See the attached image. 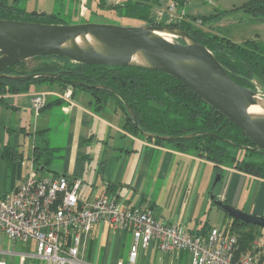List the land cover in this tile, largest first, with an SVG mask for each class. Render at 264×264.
I'll use <instances>...</instances> for the list:
<instances>
[{
    "label": "crops",
    "instance_id": "crops-1",
    "mask_svg": "<svg viewBox=\"0 0 264 264\" xmlns=\"http://www.w3.org/2000/svg\"><path fill=\"white\" fill-rule=\"evenodd\" d=\"M12 4L13 0H2ZM81 1V0H80ZM93 9V1L87 0ZM161 6L169 1L157 0ZM246 0H192L186 9L193 16L218 11L239 12ZM54 12V11H53ZM51 13V12H50ZM229 16V15H228ZM223 19V18H222ZM215 25L216 22L213 21ZM33 84L28 90L8 92L0 97V195L15 191L31 169L35 147L39 148L41 176L66 174L82 178V201L90 202L102 193L125 207L150 208L164 224L181 223L193 233H207L212 227L227 225L233 218L223 209L213 225L207 210L214 198L243 211L264 216V179L232 167H224L215 184L214 163L198 154L177 150L136 135L127 128V116L116 100L98 108L88 91ZM47 92V105L37 114L33 97ZM13 147L14 156L4 155ZM210 217V214L208 215ZM225 228V229H226ZM256 238L264 260V227H242ZM129 231L100 221L83 234L80 256L91 264H130L133 242ZM36 241L10 240L0 231V258L7 264H49L36 256ZM187 250L162 252L156 243L141 247L135 264H193Z\"/></svg>",
    "mask_w": 264,
    "mask_h": 264
},
{
    "label": "trees",
    "instance_id": "trees-1",
    "mask_svg": "<svg viewBox=\"0 0 264 264\" xmlns=\"http://www.w3.org/2000/svg\"><path fill=\"white\" fill-rule=\"evenodd\" d=\"M183 1L178 2V4H183ZM19 2L20 0H13L10 5L0 0V18L64 23L60 11L51 13L42 10L29 11L20 6ZM97 5L119 17L141 20L144 24H167L163 20H157L155 10L160 5L157 0H124L118 5H108L105 0H98ZM240 9L256 18L264 19V0H246ZM228 14L230 11L222 10L213 15L201 16V26L194 24L195 16H192L191 21L176 22L171 25L190 32L214 52L234 80L243 86L255 89V79L264 85V42L255 38L236 41L219 34L213 21L217 22ZM34 58L39 60L51 58L55 61L42 65L32 72L17 70L25 63L22 61L10 66L5 72L10 74L54 72L60 73L65 80L46 77L19 80L0 77V97L8 92L26 91L33 84L53 86L58 83L59 86L65 88L70 85L74 88L73 93L80 88L94 96L93 102L98 108L104 107L110 99L116 100L127 116L128 130L136 135L161 145H169L182 152L195 153L205 157L214 163L220 175L224 167H232L264 179V150L245 149L234 146L220 138H227L241 145H255L246 133L227 116L208 104L186 84L172 75L163 71L136 66L76 63L63 56L46 55ZM68 80L83 81L91 85H107L121 94L122 98L106 89H90L84 86L71 85L67 83ZM262 93L264 94V92ZM124 102L130 105L144 131L171 136H185L192 132H212L220 137L206 133L169 141L146 137L136 127ZM13 149V147L6 148L4 155L13 157ZM40 154L39 148L35 147L32 159L38 170L43 166H40ZM256 226L233 219L232 231L238 235L240 243L237 255L250 250L251 243L256 238L252 231H247L242 227L253 228ZM226 230L228 229L226 228Z\"/></svg>",
    "mask_w": 264,
    "mask_h": 264
},
{
    "label": "water",
    "instance_id": "water-1",
    "mask_svg": "<svg viewBox=\"0 0 264 264\" xmlns=\"http://www.w3.org/2000/svg\"><path fill=\"white\" fill-rule=\"evenodd\" d=\"M63 56L90 65L136 66L163 71L179 79L208 104L227 116L255 144L241 145L212 132L185 136L144 131L130 105L124 102L138 130L146 137L174 140L201 133L217 136L234 146L264 150V94L234 80L214 52L190 32L175 25H123L110 22L43 23L0 18V77L19 80L56 78L60 73L10 74V66L38 56ZM71 85L106 89L122 98L114 88L68 80ZM221 179L218 173L215 184ZM214 202L241 223L264 227V216L243 211L214 198Z\"/></svg>",
    "mask_w": 264,
    "mask_h": 264
},
{
    "label": "built area",
    "instance_id": "built-area-1",
    "mask_svg": "<svg viewBox=\"0 0 264 264\" xmlns=\"http://www.w3.org/2000/svg\"><path fill=\"white\" fill-rule=\"evenodd\" d=\"M123 1L105 0L108 5ZM190 1L184 0L181 5L177 1H169L166 6L160 4L155 10L157 20L165 19L166 25L191 21L193 15L186 9ZM90 10V3L81 0L79 14L85 16ZM193 22L201 26V16H195ZM47 96V92H40L33 97L37 114L46 106ZM63 96L70 99L72 90L66 89ZM82 183V178L66 174L43 177L32 161L21 185L9 194L0 195V231L13 241L34 239L36 256L49 264H91L80 256L82 238L100 221L132 233L130 264L136 263L140 248L152 242L162 252L189 251L193 264H264L257 249L237 255L238 235L224 228L193 233L181 223H162L150 208L125 207L106 193L85 202L80 197ZM0 264L7 263L0 258Z\"/></svg>",
    "mask_w": 264,
    "mask_h": 264
},
{
    "label": "rangeland",
    "instance_id": "rangeland-1",
    "mask_svg": "<svg viewBox=\"0 0 264 264\" xmlns=\"http://www.w3.org/2000/svg\"><path fill=\"white\" fill-rule=\"evenodd\" d=\"M94 7L93 10L87 12L85 16L79 14L80 9V0H20L19 5L25 7L29 11H46L47 13L53 11H60L62 14V18L64 23L72 24V23H80L85 21H100V22H110V23H117L123 25H142L144 22L137 19H132L128 17H119L115 15V13H111L106 9L100 8L97 3L98 0L92 2ZM239 12L233 11L232 13L223 17L216 22L215 26L217 27V32L219 34L225 35L230 37L236 41H243L248 38H255L262 42H264V19L263 18H256L250 14H247L243 10L239 9ZM96 12V13H95ZM102 14V15H99ZM165 21V19H163ZM54 59H36L31 58L25 61L23 66L17 68V70L28 71L32 72L42 65H45L50 62H54ZM62 65V64H61ZM43 86H48V84H43ZM54 86H59L58 83H55ZM67 89L74 91L72 86H66ZM254 88L255 90L260 91L261 93L264 92V85L258 79L254 80ZM77 90L82 89L78 88ZM110 99L109 101H112ZM218 172L215 171L214 174V181L217 179ZM215 203V202H214ZM212 209H208L207 213L210 214V217L206 215L205 220L209 219V222L213 225L218 224L219 217L218 212L223 211L220 207L215 203L212 206ZM223 213H225L223 211ZM221 225L226 228L227 225L221 222ZM5 235V234H4ZM133 238V237H132Z\"/></svg>",
    "mask_w": 264,
    "mask_h": 264
}]
</instances>
